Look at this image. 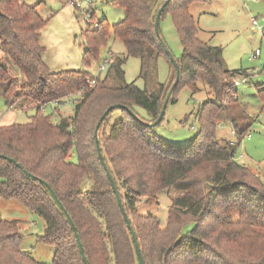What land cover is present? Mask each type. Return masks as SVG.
Here are the masks:
<instances>
[{"label":"trees","instance_id":"trees-1","mask_svg":"<svg viewBox=\"0 0 264 264\" xmlns=\"http://www.w3.org/2000/svg\"><path fill=\"white\" fill-rule=\"evenodd\" d=\"M110 1L122 9L123 17L110 25L104 17L94 18L91 8L83 31V59L88 62L97 56L111 28L125 51L115 56L109 52L104 75L94 77L84 69L50 71L41 57L39 35L45 22L36 6L0 0V100L34 109L24 123L0 125V154L50 185L72 218L88 264H138L130 231L97 155L95 125L112 103L126 105L145 122L155 120L171 85L166 87L156 78L159 56L164 54L172 66L173 79L175 71L153 31L161 3ZM196 1L170 0L160 16L170 11L182 45L175 59L178 82L170 99L175 100L183 86L200 90V83L211 95L198 105L193 139L186 145L167 142L153 127L117 108L120 114L115 121L111 122L114 110L101 121L98 145L144 264H264V161L254 171L236 158L249 125L237 131L235 116L225 104L227 99L237 102L232 79L246 70L229 69L221 47L198 38L189 11ZM128 56L139 58L143 87L125 81L122 65ZM249 80L251 76L245 82ZM255 88L264 108V79ZM71 95H78L71 113H58V120L38 108L42 102ZM135 107L143 108L146 117L139 116ZM224 117L236 129L235 139L216 135ZM71 150L75 160L70 158ZM169 188L180 193L172 198L165 225L150 213L138 212L139 203L156 204L159 192ZM0 197L15 199L43 218L38 241L53 248L51 264H83L74 232L47 189L2 156ZM22 241L18 220L0 219V264H46L24 251Z\"/></svg>","mask_w":264,"mask_h":264},{"label":"rangeland","instance_id":"rangeland-1","mask_svg":"<svg viewBox=\"0 0 264 264\" xmlns=\"http://www.w3.org/2000/svg\"><path fill=\"white\" fill-rule=\"evenodd\" d=\"M35 5L39 16L44 20L40 29L39 43L43 48L41 57L50 71L63 69H84L92 76H103L105 70L99 66L110 53L123 55L125 49L120 39L114 37L112 28L105 45L98 49L97 56L88 62L83 59L86 50L85 35L87 14L86 4L78 8L71 5L69 0H25ZM164 0H156L159 5ZM94 8V18L104 17L109 24L119 21L123 17L122 9L110 0H96L91 3ZM190 14L196 21L197 36L201 41L210 45L220 46L224 64L229 69H243L242 74L251 80L236 86L235 100L227 99L229 111L235 116L237 131L250 126L251 137H241L236 149V158L252 170L259 171L264 161V108L262 95L255 84L264 79V41L261 40V29L252 25L250 18L254 17L259 24L264 20V0H199L189 6ZM159 30L162 40L175 59L182 53V45L173 25L171 13L167 10L159 20ZM255 48H260L259 55L252 57ZM110 52V53H109ZM139 58L128 56L122 67L126 82L135 81L139 87L144 81L138 77ZM156 78L168 87L173 80V69L169 66L164 54L160 55L156 65ZM200 90L192 92L187 86L180 87L175 93V100H169L161 121L153 126L154 133L167 142L186 145L197 131L198 122L196 112L199 103L210 98L206 89L200 83ZM208 94V95H207ZM73 97L59 106L47 105L46 114L53 120L61 115L70 114L73 108ZM235 102V103H234ZM34 109L28 106L19 108L9 106L0 100V125L12 122L24 123L29 120ZM139 116L146 117L141 107H135ZM118 109H114L111 122L119 117ZM216 128V135L220 138L235 139L230 132L232 125L228 119ZM70 158L76 159L74 150ZM262 178V175H260ZM264 181V178H263ZM180 191L173 188L159 192L156 204L139 203L138 212L152 214L158 218L163 226L167 220V210L172 198ZM0 219H17L23 234L22 249L36 260L51 264L53 248L38 241L44 229V220L15 199L0 197ZM187 227V226H186ZM188 225L187 228H189ZM186 228V229H187Z\"/></svg>","mask_w":264,"mask_h":264},{"label":"water","instance_id":"water-1","mask_svg":"<svg viewBox=\"0 0 264 264\" xmlns=\"http://www.w3.org/2000/svg\"><path fill=\"white\" fill-rule=\"evenodd\" d=\"M170 0H164L160 6L157 8L156 10V13H155V17H154V22H153V31L156 35V37L158 38V40L161 42V45L165 51V53L168 55L171 63L173 64V67H174V71H175V76H174V79L170 85V87L168 88L167 90V93L163 99V102H162V105H161V108H160V111L157 115V117L155 118V120L151 121V122H145L143 120H141L129 107H127L126 105H123V104H120V103H112L110 105H108L105 110L102 112V114L100 115L96 125H95V131H94V141H95V147H96V151H97V155L99 157V160L105 170V174H106V177L107 179L109 180L110 182V185L112 187V190L115 194V198H116V202H117V205L119 207V210L123 216V219L126 223V226L127 228L129 229L130 231V234H131V238H132V242H133V246H134V250H135V253H136V257H137V260H138V264H144V261H143V257H142V254H141V251H140V247H139V244H138V241H137V237H136V234H135V231L134 229L132 228V225L130 223V220L128 218V215H127V212L126 210L124 209V205L122 203V200L119 196V193H118V190H117V187H116V184H115V181L110 173V171L108 170V167L102 157V154H101V151H100V148H99V145H98V128L101 124V121L103 120V118L112 110L114 109H117V108H123L125 109L129 114H131L136 120H139L145 124H147L148 126H155L156 124H158L161 119L163 118L164 116V113H165V110H166V107H167V104L170 100V96H171V93L172 91L174 90V88L176 87L177 85V82H178V76H179V69H178V65L176 63V60L174 58V56L170 53L168 47L166 46V44L164 43V41L162 40V37L160 35V30H159V20H160V16H161V13L162 11L164 10L165 6L167 5V3L169 2ZM0 156H2L3 158H5L6 160L10 161L11 163L15 164L16 166H18L23 173H25L27 176H29L30 178L34 179V180H37L39 181L48 191L49 195L52 197L53 201L55 202V204L57 205V207L61 210V212L63 213V215L65 216V218L67 219L69 225H70V228L72 229V231L74 232V236L77 240V246L79 248V251H80V254H81V258H82V262L83 264H88L87 262V259L84 255V252H83V247H82V244H81V241H80V238L78 236V233H77V230H76V227L72 221V218L71 216L69 215V213L67 212V210L65 209V207L63 206V204L61 203V201L57 198L55 192L53 191V189L50 187V185L45 181L43 180L42 178L28 172L25 168H23L22 166H20L19 163H17L13 158L7 156V155H2L0 154Z\"/></svg>","mask_w":264,"mask_h":264},{"label":"built area","instance_id":"built-area-1","mask_svg":"<svg viewBox=\"0 0 264 264\" xmlns=\"http://www.w3.org/2000/svg\"><path fill=\"white\" fill-rule=\"evenodd\" d=\"M96 0H69V3L75 7H79L81 4H86L87 5V9H86V14H87V21H89L91 19V8L93 7L91 3L95 2ZM250 21L252 23V25H254L257 29H262L263 25H264V22L262 25L259 24L258 20L254 17H251L250 18ZM264 21V20H263ZM261 52L260 48H256L254 50V52L252 53V57H255L257 55H259ZM110 55V54H109ZM109 63V58H105L103 63L99 66V69L100 70H105V68L107 67ZM247 79V76L245 75H242V74H239L238 76H235L233 79H232V86L233 87H236L237 85H239L240 83L242 82H245ZM93 83V82H92ZM71 96H74V95H71ZM71 96H68V97H65L61 100H58V99H51V100H48L47 102H42L40 104H38V108L40 109L41 112L45 113L44 111V108L47 106V105H50V106H59L60 104L64 103L67 101V99ZM77 97L78 95L74 96L73 97V100L72 102L74 103L75 101H77ZM34 106V105H33ZM46 114V113H45ZM232 133L235 134V130H232ZM247 137L249 138L250 137V133L247 134Z\"/></svg>","mask_w":264,"mask_h":264},{"label":"crops","instance_id":"crops-1","mask_svg":"<svg viewBox=\"0 0 264 264\" xmlns=\"http://www.w3.org/2000/svg\"><path fill=\"white\" fill-rule=\"evenodd\" d=\"M22 1H24L25 3H27L25 0H22ZM28 4V3H27ZM29 5H31V4H29ZM256 49V48H255ZM224 124V122L222 123V124H220V125H223ZM220 125H218V126H220ZM250 127V126H249ZM232 130H236V129H234L233 128V126H232V129L230 130V132H231V134L233 135V136H236V133L235 134H233L232 133ZM236 132V131H235ZM248 133H250V137H251V132H250V129L248 130V132H247V134ZM247 134L244 136V137H247Z\"/></svg>","mask_w":264,"mask_h":264}]
</instances>
